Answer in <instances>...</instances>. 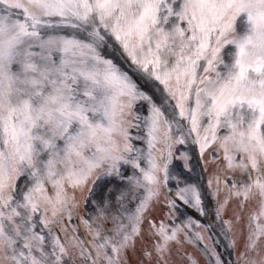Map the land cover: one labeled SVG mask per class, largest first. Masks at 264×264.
<instances>
[{
    "label": "snow or ice",
    "instance_id": "obj_1",
    "mask_svg": "<svg viewBox=\"0 0 264 264\" xmlns=\"http://www.w3.org/2000/svg\"><path fill=\"white\" fill-rule=\"evenodd\" d=\"M264 264V0H0V264Z\"/></svg>",
    "mask_w": 264,
    "mask_h": 264
}]
</instances>
